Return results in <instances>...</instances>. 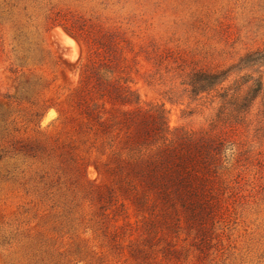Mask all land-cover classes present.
<instances>
[{
    "label": "rangeland",
    "instance_id": "obj_1",
    "mask_svg": "<svg viewBox=\"0 0 264 264\" xmlns=\"http://www.w3.org/2000/svg\"><path fill=\"white\" fill-rule=\"evenodd\" d=\"M262 47L264 0H0V264H264V65L188 83ZM91 63L113 71L93 101ZM166 133L212 144L199 197L166 195L130 157Z\"/></svg>",
    "mask_w": 264,
    "mask_h": 264
},
{
    "label": "trees",
    "instance_id": "obj_2",
    "mask_svg": "<svg viewBox=\"0 0 264 264\" xmlns=\"http://www.w3.org/2000/svg\"><path fill=\"white\" fill-rule=\"evenodd\" d=\"M264 65V47L258 48L254 51L248 52L243 56L238 63L231 65L227 68L220 70H196L189 78L190 90L193 94L209 93L220 87L234 71H240L243 68L263 66ZM113 71L106 69L101 72L97 66L92 63L86 66L82 73L84 87L88 89L89 98L93 101L91 93L92 82L94 79L102 78L110 82ZM252 83L248 87L246 95L243 97L242 103L239 108L245 110L249 107L251 101L262 91L263 82L261 75L255 78L250 77ZM121 93V101L125 105H132L139 102V98H132L134 94L133 89L129 85L123 87H114ZM85 113L89 118L94 117V105L85 102ZM124 124L128 139H132L134 144L140 141V130L134 127L132 119L124 118L121 120ZM166 132H171L168 127L165 128ZM166 134L161 135L158 139L163 146L157 148L155 157L152 155L146 156L141 149L138 150V155H130L135 161L141 164L143 172L150 178V180L159 185L162 191L168 195L169 191H173L178 196H187L188 198L199 197L198 189H201L205 183L204 179L195 174L194 168L196 163L204 162L206 156H211L210 149L212 144L207 140H195L192 136L182 138L179 143L181 148L173 146L175 139L169 138ZM155 141V142H158ZM172 145V146H170ZM136 152V151H135ZM145 155V156H144Z\"/></svg>",
    "mask_w": 264,
    "mask_h": 264
},
{
    "label": "bare ground",
    "instance_id": "obj_3",
    "mask_svg": "<svg viewBox=\"0 0 264 264\" xmlns=\"http://www.w3.org/2000/svg\"><path fill=\"white\" fill-rule=\"evenodd\" d=\"M55 33H56L59 41L61 42V48L63 51L67 49V44H69L73 49H77V43L74 40V38L71 37L68 33H66L63 29L56 28Z\"/></svg>",
    "mask_w": 264,
    "mask_h": 264
}]
</instances>
